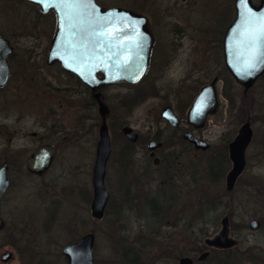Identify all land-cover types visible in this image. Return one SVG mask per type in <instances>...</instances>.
I'll list each match as a JSON object with an SVG mask.
<instances>
[{
    "label": "rangeland",
    "instance_id": "1",
    "mask_svg": "<svg viewBox=\"0 0 264 264\" xmlns=\"http://www.w3.org/2000/svg\"><path fill=\"white\" fill-rule=\"evenodd\" d=\"M98 1L108 6L117 5L146 15L148 22L154 27L158 44L165 48V51L171 52L170 45L176 42L177 34L183 31L184 51L178 57V65L176 61L170 69L152 68L143 86L146 88L155 76H159L156 84L157 94L140 102L132 114L120 108L117 101L119 96L128 94L132 97L133 91L123 85H111L102 90L106 96L105 102L110 107L107 124L112 138L113 153L107 165L104 183L109 186L112 198L120 199L121 185L125 180L134 178L132 168L124 171L116 159L123 146L121 127L128 124L143 136L161 130L164 137H167L174 131L160 117V111L168 102L176 108L179 102L175 96H183L181 90H176L180 83L173 85L177 80L181 81L185 72L182 61L193 56L194 51L203 50L205 42L208 41V37H204L210 36L208 34L213 27H218L220 4L233 3V0ZM143 1L146 3L141 6L140 2ZM34 14L36 11L31 5L23 6L0 0V29L12 38L16 46L13 82L23 84V90L12 91L19 92L20 96L17 97L12 96L11 91H0V157L6 156L2 151L7 149L6 152L12 154L14 160L11 188L4 198L3 212L11 210L15 216L21 217L30 215L36 228L43 226L46 228V231H41L35 242L39 251L44 254L42 256L50 259L56 256L52 264H66V260L59 253L60 248L90 232L91 229H94L95 233V264H127L121 256L127 247L137 252L140 264H178L179 257L191 252L189 250L193 239L196 236L201 237L202 227L208 232L202 235V239L214 237L218 233L219 220H216V224L211 222L216 219L212 213L205 216L206 224L199 220L194 222L196 217H199L200 190L197 182L183 186L184 168L181 158L173 160L174 199L170 202L171 207L162 215L150 216L144 212L147 211V206L143 204L140 210L135 206L126 208L120 217L119 212L112 213L110 210L102 219H92L91 174L100 124L97 105L88 103L90 92H86L73 78L62 72L57 64L46 65V53L55 22H20L24 17L30 18ZM229 18L230 15L227 21ZM236 91L237 106L240 109L238 112L243 114V109H250L249 106L253 104L249 97L244 101L241 99V94H244L241 86H237ZM251 93L256 99L260 98L261 87L257 84L249 92L250 95ZM221 99L223 101L219 114L228 115V102L223 95ZM5 105L7 109L2 110L6 108ZM22 105L26 109L23 119L18 118V115L23 113L19 111L18 106L20 108ZM39 122H43L44 127H40ZM254 126L259 129L257 122ZM221 129V126L214 128L216 131ZM32 131L40 132L42 140L38 141L36 137L30 136ZM39 142H54L58 150L49 171L43 177H34L28 174L25 163ZM21 162L23 164L20 168L18 166ZM262 167L264 165L258 169L257 174L261 175V183H264ZM156 184L157 182H154L152 186L155 187ZM187 195L189 211L186 217L182 218ZM261 203H264V200ZM237 214L234 218L236 222H248L252 215L258 217L264 215V204L259 209L249 208ZM193 217L194 223L185 231V223L187 221L191 223ZM20 219L19 222L26 226V220ZM256 240L259 243L255 242ZM237 241L238 245L235 248L237 253L244 252L247 247L253 246V243L262 244L264 247V231L251 234L250 230H245V235L240 236ZM132 250L129 253L131 258L134 256ZM14 264L21 263L18 260ZM195 264L202 263L196 260ZM235 264L254 263L242 258Z\"/></svg>",
    "mask_w": 264,
    "mask_h": 264
},
{
    "label": "flooded vegetation",
    "instance_id": "2",
    "mask_svg": "<svg viewBox=\"0 0 264 264\" xmlns=\"http://www.w3.org/2000/svg\"><path fill=\"white\" fill-rule=\"evenodd\" d=\"M7 1L23 6L25 4L31 5L35 8L36 14H34L33 17H24L20 22H55L54 32L50 37V46L57 22L54 11L49 10L48 12L43 13L39 10L38 5L26 0ZM250 1L255 8H258L262 0H258L257 2L255 0ZM96 2L103 7H121L117 5L108 6L106 3L99 2L98 0H96ZM144 3L146 2H140L141 6H143ZM229 15L230 18L227 21ZM219 17L220 20L217 24L218 27H213V29L210 31V34H208L210 36L206 35L204 37H208V41L205 42L203 50L198 52L194 51L193 56H189L186 58V60L182 61L185 72H183L181 81L178 82L177 80L173 83V85L180 83V86H178L176 90H181V94L183 96H175V99H178L179 105L175 108L170 102H168L166 103L167 105H165L160 111V117L164 119L174 131L167 137H164V133L161 130H156L148 136H143L130 126L133 130L132 132L136 134L135 138L131 139L122 132V128L125 126V124L121 127V133L123 135L121 139L123 146L116 155V159L124 171L132 168L134 171V178L133 180L130 178V180H125V182L121 185L120 199H113V195L109 189V186L105 184L109 193V198L103 217L108 214L110 210L112 213L119 212L118 216L120 217L125 212L126 208L130 209L135 206L140 210L143 204L147 206V211L144 212L149 213L150 216L156 217L158 215H162V213L171 207L170 202H172L174 199V176L172 174V167L174 164L173 160L181 158L180 160L184 168L183 186H188L190 182H197L200 190V195L198 196L199 200L197 199L198 202H200L198 217L199 222L206 224L205 216L213 213V217L216 219H213L211 222L216 224L219 220L220 223V229L214 237L223 234L226 238L232 239L234 243L230 246L211 245L207 242V240L214 237L202 239V235H206L208 233L206 228L202 227L200 229L201 237L196 236L193 239L194 242H192V247L189 250L191 252L188 255L179 257L178 264L180 258L182 257L190 258L192 260V264H195L196 260L202 264H235L236 261L242 258H246L247 260L252 261L254 264H264V247L262 244L253 243V246L247 247L244 252L241 251L237 253L235 251V248L238 245L237 240H239L240 236L245 235V230H250L251 234L264 231V215L260 217L252 215L248 222H236L234 220L235 216L238 215L237 213L244 212L249 208L259 209V207L264 204L261 203V201L264 200V186H259L260 184L264 185V183H261V175L257 174L258 169L264 165V71L248 88H245L241 83L237 82L225 64L223 51L225 33L227 28L233 23V20L236 17L235 0H233V3L229 2L227 4L224 2L223 4H220ZM147 27L152 35V44L148 68L145 75L136 84H129L126 82L113 84V86H126L131 91H133L134 94L132 97L130 96V99H132V101H136L137 98H140L136 101V106L140 104V102L146 101L148 98L157 94L158 86L156 84L157 78L159 76L154 77V80L148 84L149 87L146 86L145 88L143 86L147 81L152 68L163 69L165 67L166 69H170L176 61V64L178 65V57L184 51V44L182 41L183 31L177 34V38H175L176 42L170 45L169 49L171 52H168L165 51V48H162V46L158 44L153 25L148 22ZM0 33L5 39L8 40L12 47V52L7 57L6 61V81L0 86V91H11L10 94H12L14 97H17V95L20 96L19 92L14 93L12 91L23 90V84L20 82H13L15 73L13 60L14 56L16 55V46L9 35L5 34L1 29ZM48 50L46 53V59L48 56ZM189 59H192V61ZM54 64L58 65L59 63L53 62L51 65ZM213 80H215V88L219 102L217 110L212 114H207L203 123L199 126L190 123L188 121L187 114L192 102L199 94L201 89L204 86L210 84ZM257 84L258 87H261V93L259 94L260 98L256 99L252 96V93L250 95L249 92H251V90ZM84 86L90 92L91 98H93L91 89L86 85ZM108 86L101 87L97 89V91L102 93V90ZM237 86H241L243 88L244 94H248L247 97H249L253 104L249 106L250 109L244 108L243 114H239L238 112L240 109L237 106ZM195 91L196 93H194ZM222 95L227 100L230 109H228L229 114L223 116L219 114L223 101L221 99ZM102 97L105 101L106 96L103 93ZM132 101L130 100L129 102L131 103ZM5 106L6 108L2 110L7 109V105ZM166 107H170L177 116L178 123L176 125H171L162 116V111ZM108 108L110 114V107L108 106ZM134 108L130 109L128 113L130 112V114H132ZM18 109L21 112L23 111V113L18 115V118L23 119L26 115L25 106L22 105L20 108L18 106ZM184 112L185 115H183ZM246 122H248L250 126L251 136L248 139V143L243 148V168L239 173H237V175L234 176V164L231 159L230 149L233 143L237 144L236 139L239 135V130ZM256 122L258 123L259 129L254 126ZM39 124L40 127H44L43 122H39ZM220 126L222 127L220 131L214 130L215 127ZM186 133L192 134L193 137L203 141L207 146L196 147L193 142L184 137ZM26 135H28V133H26ZM30 136L33 138L36 137L38 141L42 140L40 132L38 131L30 132ZM150 141H154L157 144H153L151 148H148ZM46 143L54 144L56 146L57 154V144L54 142ZM46 143L39 142V144L36 145L30 152L28 159L31 153L39 145ZM6 150L7 149H3L2 151L6 156L3 158L0 157V165H6L9 176L8 188L2 194L0 199V218L3 222V226L0 228V264H14L18 260L21 264H52L56 260V254H54L55 258L53 259L42 256L44 254L39 251V248L35 242L38 235L41 234V231H46V228L44 226L36 228L30 215L21 217L15 216L11 210H8L5 213L3 212L4 198L11 188L12 168L14 165L12 154H8ZM112 154L111 148V154L107 165L112 158ZM28 159L25 163V167L28 174L34 177H43L52 167L54 162L53 160L45 173L38 175L28 170ZM22 164L23 162H21L18 167L21 168ZM175 165H177V163H175ZM262 169L264 170V167H262ZM154 182H157L155 187L152 186ZM188 200L189 196L187 195L185 196L186 204L183 206L182 218L186 217L189 211V204L187 205ZM16 204L19 206L18 203ZM14 205L15 203H13V208L15 207ZM241 208L243 211H239ZM20 218L26 220V226H23V223L19 222L21 221ZM92 219L95 218L92 217ZM189 228L190 222L187 221V223H185L184 230H189ZM90 231H94V229H91ZM81 236L72 242L77 241ZM247 237L246 239L248 240ZM255 242L259 243L258 240ZM62 247L60 248L59 253L64 257L67 264V259L62 254ZM166 256L169 257L168 254ZM170 257L172 256L170 255Z\"/></svg>",
    "mask_w": 264,
    "mask_h": 264
},
{
    "label": "water",
    "instance_id": "3",
    "mask_svg": "<svg viewBox=\"0 0 264 264\" xmlns=\"http://www.w3.org/2000/svg\"><path fill=\"white\" fill-rule=\"evenodd\" d=\"M39 6L43 13L53 10L56 15V29L52 37L47 65L58 62L63 70L75 75L89 87L100 116L95 158L92 166L91 216L101 219L109 198L104 180L106 166L111 154V138L107 124L109 108L97 89L126 82L138 83L145 75L150 56L152 35L148 30L146 15L124 7H103L96 0H26ZM236 17L227 28L223 51L225 64L237 82L248 88L264 71V38L256 37L264 32V0L255 8L250 0H235ZM12 47L0 33V86L6 81L7 57ZM215 80L204 86L196 96L188 111V121L201 125L207 114L218 108ZM162 116L171 124L178 123L177 116L170 107L162 111ZM125 125L122 132L134 139L136 134ZM251 136L248 122L244 123L230 149L234 164V176L244 165L243 148ZM196 147L207 145L186 133ZM155 145L150 141L148 148ZM159 145V144H158ZM56 154L52 143L39 145L28 159V170L42 175L50 167ZM9 176L6 165H0V199L8 188ZM3 222L0 218V228ZM211 245L230 246L234 243L221 234L207 240ZM94 231L83 234L77 241L62 247L67 264H95L93 246ZM179 264H192L188 257H182Z\"/></svg>",
    "mask_w": 264,
    "mask_h": 264
},
{
    "label": "trees",
    "instance_id": "4",
    "mask_svg": "<svg viewBox=\"0 0 264 264\" xmlns=\"http://www.w3.org/2000/svg\"><path fill=\"white\" fill-rule=\"evenodd\" d=\"M58 66H59V68L61 69V67H60V65L58 64ZM61 71L62 72H64V73H66L70 78H73L74 79V81H75V83H77L78 85H80V86H82L83 88H84V90L86 91V92H89L86 88H85V86L74 76V75H72V74H70V73H67V72H65L64 70H62L61 69ZM231 98V97H230ZM246 98H247V95L246 94H241V99L244 101V100H246ZM132 101V99H130V95H123V96H119L118 97V101H117V103H118V105H119V107L120 108H122V109H124L126 112H128L130 109H133L135 106H136V104H137V102L136 101H132L131 103L129 102V101ZM88 103H90V104H95V101H94V99L93 98H91V96L90 97H88ZM156 210H158V209H156ZM194 218L195 217H193V219H192V221H191V223H190V226H192V224L194 223V222H198V217H196L197 219L193 222V220H194ZM131 250L132 249H130V248H126V251H125V253H121V256H122V258H124V260L127 262V264H140V261H138V259H137V257H138V254H137V252L136 251H133L132 250V252L134 253V256L131 258V256H130V252H131Z\"/></svg>",
    "mask_w": 264,
    "mask_h": 264
},
{
    "label": "snow or ice",
    "instance_id": "5",
    "mask_svg": "<svg viewBox=\"0 0 264 264\" xmlns=\"http://www.w3.org/2000/svg\"><path fill=\"white\" fill-rule=\"evenodd\" d=\"M261 19L264 20V17H261ZM262 38H264V32H262L261 35H258V36L256 37L257 40H260V39H262Z\"/></svg>",
    "mask_w": 264,
    "mask_h": 264
}]
</instances>
